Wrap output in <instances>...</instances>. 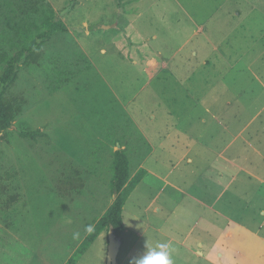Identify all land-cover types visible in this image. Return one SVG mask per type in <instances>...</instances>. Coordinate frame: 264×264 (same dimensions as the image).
I'll return each instance as SVG.
<instances>
[{"label": "rangeland", "instance_id": "1", "mask_svg": "<svg viewBox=\"0 0 264 264\" xmlns=\"http://www.w3.org/2000/svg\"><path fill=\"white\" fill-rule=\"evenodd\" d=\"M46 1L69 30L21 67L6 95L14 118L0 135V264H65L75 254L115 198L119 142L133 174H154L124 207L118 259L130 243L125 264L144 242L169 243L174 264L205 263L182 220H191L189 191L203 192L196 165L234 167L216 159L227 146L228 157L264 171V0ZM42 2L0 0V52ZM200 137L212 148L198 143L205 157L188 163L182 155ZM108 253L106 230L75 264H108Z\"/></svg>", "mask_w": 264, "mask_h": 264}, {"label": "crops", "instance_id": "2", "mask_svg": "<svg viewBox=\"0 0 264 264\" xmlns=\"http://www.w3.org/2000/svg\"><path fill=\"white\" fill-rule=\"evenodd\" d=\"M225 127L228 128L227 125ZM201 138L195 139V144L190 142L187 152L182 155V158H185L189 153L188 163L205 157L203 152L197 150L198 143L205 148L204 152L212 148L209 140L205 138L202 141ZM226 148L219 152L216 159H225L226 163L230 162L234 167L207 159L204 166H199V163L196 165L201 174L194 180V185L199 186L203 192L189 191V198L183 200L191 214V220L182 218L188 224L187 238L198 233L197 244L202 249L199 253L204 256L206 262L197 264H264V171L246 165L236 158L231 159L226 155ZM153 174L154 172L148 169V174L138 187ZM155 175L160 177V174ZM162 178L168 179V176ZM180 205L181 202L176 204L169 218L180 214ZM177 224L173 221V228H177ZM218 224H221L219 232ZM157 230L161 232L160 228ZM125 231L129 232L127 226ZM214 232H218L216 238L220 239V249L217 251L213 243ZM102 234L103 232L100 235ZM138 236L144 239L145 232H139ZM207 236L212 239L209 243L204 240L208 239ZM125 237H122V245L126 244ZM171 237L173 238L172 235ZM130 244L131 249L121 261L118 259L117 264H125L137 242Z\"/></svg>", "mask_w": 264, "mask_h": 264}, {"label": "trees", "instance_id": "3", "mask_svg": "<svg viewBox=\"0 0 264 264\" xmlns=\"http://www.w3.org/2000/svg\"><path fill=\"white\" fill-rule=\"evenodd\" d=\"M118 2L121 4L124 0H118ZM35 10H37L35 15L26 14L21 22L13 27L16 29L17 38L10 39L9 50L0 52V135L12 126L14 111L6 101V95L18 79L21 67L28 64L43 45L56 34L69 30L68 25L58 17L55 9L46 0H43L41 7H37ZM19 134L22 137L35 140L39 136L45 135L40 129H20ZM119 143L121 144V142ZM129 155L131 156L127 147H121L114 152L113 176L110 184L112 192L116 196L104 214L89 230L76 252L83 254L88 246L110 227L114 228L118 236L123 235L126 228L123 217L124 207L132 193L148 174V169L143 166L133 174ZM74 255L65 264H75Z\"/></svg>", "mask_w": 264, "mask_h": 264}, {"label": "clouds", "instance_id": "4", "mask_svg": "<svg viewBox=\"0 0 264 264\" xmlns=\"http://www.w3.org/2000/svg\"><path fill=\"white\" fill-rule=\"evenodd\" d=\"M173 251L169 243H158L154 247L146 243L144 253L131 264H174Z\"/></svg>", "mask_w": 264, "mask_h": 264}, {"label": "water", "instance_id": "5", "mask_svg": "<svg viewBox=\"0 0 264 264\" xmlns=\"http://www.w3.org/2000/svg\"><path fill=\"white\" fill-rule=\"evenodd\" d=\"M117 145H118V149L122 147L120 143H118ZM108 232H109L108 264H117L118 255L122 245V237L118 236V234L115 232L113 227H110Z\"/></svg>", "mask_w": 264, "mask_h": 264}]
</instances>
